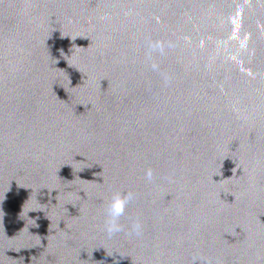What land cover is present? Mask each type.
Instances as JSON below:
<instances>
[{
    "label": "water",
    "instance_id": "obj_1",
    "mask_svg": "<svg viewBox=\"0 0 264 264\" xmlns=\"http://www.w3.org/2000/svg\"><path fill=\"white\" fill-rule=\"evenodd\" d=\"M0 264H264V0H0Z\"/></svg>",
    "mask_w": 264,
    "mask_h": 264
},
{
    "label": "clouds",
    "instance_id": "obj_2",
    "mask_svg": "<svg viewBox=\"0 0 264 264\" xmlns=\"http://www.w3.org/2000/svg\"><path fill=\"white\" fill-rule=\"evenodd\" d=\"M149 179L152 178V172L147 173ZM135 199V193L132 191L123 192L115 190L110 194L105 205L104 230L109 237L126 231V227L121 223V218L126 215V210L130 202ZM142 225L138 220L131 223V227L127 229L129 234L139 235Z\"/></svg>",
    "mask_w": 264,
    "mask_h": 264
}]
</instances>
